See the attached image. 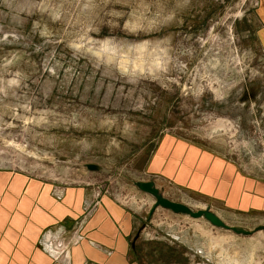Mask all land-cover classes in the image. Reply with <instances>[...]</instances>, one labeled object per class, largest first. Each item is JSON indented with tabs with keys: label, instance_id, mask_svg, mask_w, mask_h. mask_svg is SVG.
Instances as JSON below:
<instances>
[{
	"label": "rangeland",
	"instance_id": "1",
	"mask_svg": "<svg viewBox=\"0 0 264 264\" xmlns=\"http://www.w3.org/2000/svg\"><path fill=\"white\" fill-rule=\"evenodd\" d=\"M257 5L0 0V249L4 240L17 248L0 264H37L20 245L28 207L74 206L75 187L84 190L81 219L104 197L132 216L126 250L118 252L124 264H264L262 230L236 234L162 207L149 214L154 198L134 184L152 179L166 197L209 206L230 225H264V213L233 211L150 171L158 143L172 135L223 150L244 172L264 177ZM79 222L50 223L36 247L51 255L59 246L62 255L51 256L66 264L82 238Z\"/></svg>",
	"mask_w": 264,
	"mask_h": 264
},
{
	"label": "crops",
	"instance_id": "2",
	"mask_svg": "<svg viewBox=\"0 0 264 264\" xmlns=\"http://www.w3.org/2000/svg\"><path fill=\"white\" fill-rule=\"evenodd\" d=\"M254 16V36L264 54V0H258ZM150 167L151 172L162 174L172 184L214 199L233 211L264 213V177L244 172L238 159L226 155L223 150L203 149L185 139L167 135L158 143ZM74 196L75 205L70 207H28L27 224L25 221L22 223V234L25 237L20 245L28 246V249H25L37 264H61L53 259L59 258L58 254H61L57 251L60 249L59 246L49 248L52 257L35 244L42 229L50 223L66 228L67 225L77 223L79 220V224H75V236L80 233L82 238L71 246L66 264H83L88 259L101 264H124L122 260L126 259L119 256L118 252L126 248L128 229L133 224L132 216L126 209L104 197L92 217L81 219L84 211L83 188L75 187V193L70 194L71 201ZM45 208L48 209L45 211ZM49 208H53L52 215H46ZM10 235L14 241L16 234ZM15 242L2 241L6 249H0V256H3V259H8L11 251L17 250L14 248ZM110 250L114 253H109ZM67 253L68 248L64 255ZM31 257L28 255L23 259Z\"/></svg>",
	"mask_w": 264,
	"mask_h": 264
},
{
	"label": "water",
	"instance_id": "3",
	"mask_svg": "<svg viewBox=\"0 0 264 264\" xmlns=\"http://www.w3.org/2000/svg\"><path fill=\"white\" fill-rule=\"evenodd\" d=\"M134 184L139 190L150 194L154 198V203L149 210V214H151L157 207H162L169 209L174 213H181L192 218H203L215 227L231 230L236 234L249 235L253 234L257 230H262L264 232L263 224L255 226L252 230L245 229L240 226L226 223L217 214L211 211L209 207H205L204 209H193L181 201H174L164 196L163 193L156 187L155 182L152 179L146 181H134Z\"/></svg>",
	"mask_w": 264,
	"mask_h": 264
},
{
	"label": "bare ground",
	"instance_id": "4",
	"mask_svg": "<svg viewBox=\"0 0 264 264\" xmlns=\"http://www.w3.org/2000/svg\"><path fill=\"white\" fill-rule=\"evenodd\" d=\"M164 195V194H163ZM165 196V195H164ZM184 203V202H183ZM185 204H187V203H185ZM188 205V204H187ZM190 206V205H189ZM191 207V206H190ZM202 207V206H201ZM209 207V206H208ZM203 208V207H202ZM201 209V208H200ZM204 209V208H203ZM211 209V208H210ZM211 211H213L212 209H211ZM214 212V211H213ZM215 214H217L221 219H223L224 220V217L222 216L223 214H220V213H218V212H214ZM225 221V220H224ZM253 247V246H252ZM239 250H240V248L238 247V246H236V245H232L231 246V249H230V252H231V254L233 255V256H238V253H239Z\"/></svg>",
	"mask_w": 264,
	"mask_h": 264
}]
</instances>
